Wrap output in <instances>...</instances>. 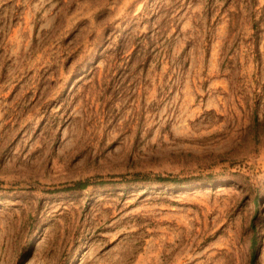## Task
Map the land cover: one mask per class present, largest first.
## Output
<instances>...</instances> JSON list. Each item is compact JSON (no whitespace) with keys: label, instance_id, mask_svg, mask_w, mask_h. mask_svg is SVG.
Returning a JSON list of instances; mask_svg holds the SVG:
<instances>
[{"label":"rangeland","instance_id":"rangeland-1","mask_svg":"<svg viewBox=\"0 0 264 264\" xmlns=\"http://www.w3.org/2000/svg\"><path fill=\"white\" fill-rule=\"evenodd\" d=\"M0 264H264V0H0Z\"/></svg>","mask_w":264,"mask_h":264},{"label":"trees","instance_id":"trees-1","mask_svg":"<svg viewBox=\"0 0 264 264\" xmlns=\"http://www.w3.org/2000/svg\"><path fill=\"white\" fill-rule=\"evenodd\" d=\"M161 181H165V179H161ZM76 186H79V187H81V188H85L86 186H87V184L86 183H78Z\"/></svg>","mask_w":264,"mask_h":264}]
</instances>
